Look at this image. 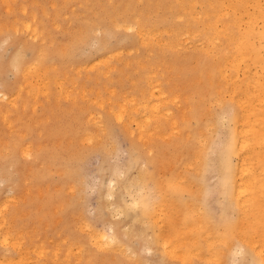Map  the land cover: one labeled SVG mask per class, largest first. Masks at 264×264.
Instances as JSON below:
<instances>
[{
    "label": "bare ground",
    "instance_id": "6f19581e",
    "mask_svg": "<svg viewBox=\"0 0 264 264\" xmlns=\"http://www.w3.org/2000/svg\"><path fill=\"white\" fill-rule=\"evenodd\" d=\"M260 2L0 0V40L19 36L22 44L31 45L24 71L7 87L0 77V120L11 130L8 140L0 138V167L18 153L32 157L39 169L31 186L39 192L49 177L48 163L62 166L64 176L73 168L74 156L59 157L48 149L47 138L72 133L91 146H103L104 137L112 134L109 129L118 128L130 139L129 151L151 165L138 164V183L147 181L160 190L138 212L147 223L157 264L264 259V22L258 8L252 10L250 23L246 11L231 7ZM121 25L137 30L122 31L112 40L97 38L93 31H115ZM69 34L78 38L66 41ZM92 34L102 46L76 54L85 50L81 46ZM215 107L223 114L217 115ZM76 117L86 126L71 131ZM218 125L229 127V138L217 147L216 158L222 166L218 176L223 194L235 215L224 219L221 214L223 220L215 221L202 204L208 188L202 177ZM60 196L61 188L55 197ZM41 198L23 203L16 217L9 210L8 217L2 216L5 202H10L3 198L0 264H134L142 259L121 232L117 244L106 245L104 235L90 231L84 222L88 239L70 228L65 241L54 239L46 249L43 235L33 226L49 207ZM68 206H73L71 199ZM226 231L235 233L245 255L233 258L234 244L222 239Z\"/></svg>",
    "mask_w": 264,
    "mask_h": 264
},
{
    "label": "rangeland",
    "instance_id": "374dc122",
    "mask_svg": "<svg viewBox=\"0 0 264 264\" xmlns=\"http://www.w3.org/2000/svg\"><path fill=\"white\" fill-rule=\"evenodd\" d=\"M105 37L109 40L113 39L109 36ZM94 40L95 35L92 34L87 45L83 44L81 46V49L85 48L86 51L79 50L76 54L83 55L94 50L96 48L92 46V42ZM3 42L4 41L0 40V44H2ZM3 88L4 86L0 85V90H2ZM64 103L65 101H62L59 106H62ZM82 105L85 106V104ZM220 109L221 108L215 107V113L217 115H220L221 113L223 114L222 110L220 111ZM29 111L30 110H28L27 113ZM228 113H230V111H228ZM82 117H76L77 119L79 118V121L76 118L71 121V125L69 127L70 129H72L71 131H75L76 129L81 130V128H84L86 126V124L82 121ZM28 120V122L32 120L30 116L28 117ZM111 129L112 130L109 129V131L112 134L104 137L105 144L103 146L97 144L91 146V143L89 144V142H86L81 137L73 135L72 133L68 134V136H60V134H58L47 138L45 143L48 145V149L56 151L59 157H66L70 154L74 156L72 162L73 168L69 176H64L62 166L60 169V166L58 164L54 162L52 164L48 163V168L45 173L48 174L49 177L46 179H48L49 181L45 180L42 182L41 187L43 190L39 192H36V189H33L31 186L33 175L35 172L34 170L39 169V166L31 163L32 157H25L18 153L14 157L13 162L10 163L8 161L7 163H5L4 166H2L3 168L0 167V204L4 205L3 198H5V200L7 198V200H10V202H5V205L3 206V208L5 207V211L3 210L2 216L5 214V216L8 217L10 215V212L12 211V216L16 217V214H18V212L20 211V207H22L23 203L34 201L36 197H42L41 199H45L46 201H48L49 207L47 208L46 214L44 215L45 218H43L42 220L40 218L37 223H33V226H37L39 230L38 234L43 235L42 239L45 242L46 249H50L52 240L56 239L60 242L61 239H64L66 236H68L67 232L70 228L74 230V232L80 237L85 236L86 238L84 237V239H88L90 233L82 225L83 222L84 224H87V226L89 227L87 228L90 229V231H97L104 236L108 234L106 228L112 227L113 224H115L117 227L114 230L121 232L120 235L122 239H124V241L128 239L130 245H133L134 249L138 250L142 260L144 261V264H157L152 256V251L150 254L148 251V249H150V238L146 231L147 223H145L141 219V216L138 214L140 208L134 210L130 215L125 216L119 220H114V214L112 211H110V209H112L114 205L116 207H126L125 196H127L128 193H124V195H121V188L117 187L113 192V199L108 200V189L106 186L102 190L98 187L95 193L89 192V186L92 185L95 180L99 179L103 184L105 177L109 179L111 178L106 171L109 168L113 171L117 167H120L121 169H128L131 176V181H129V184H132L133 182L137 185H141L140 182L138 183L139 172H141L140 168H151V165L149 164H147L146 166V160L144 156L139 162V155L137 156L136 153L134 154L132 151H129V149H131L130 139L125 135L124 131L118 128L115 129L113 127H111ZM216 129L218 132H213L214 135L216 134V137L213 135L214 138L212 139L213 141L210 145V151L208 155V159L210 160L208 163L209 165L207 164L208 167H206L208 168L206 169L208 171H205L203 174L205 177H202V179L205 178L204 184L208 183L204 185V187L208 185V188L206 187L204 190L206 191L205 195L207 196L204 198V203L202 204L208 209L207 210L205 208L206 211L209 212L208 214L212 216V219L218 221L220 219L223 220V218H232L233 215H235V212L230 203H228V198L223 194V189L219 177L222 173V166L218 161V150L219 148L221 149V147H223V145L229 138V127L224 125L222 128V125H218ZM0 132L1 140H8L9 136H11V130L3 120H0ZM117 145H119L120 149L118 156ZM216 150L218 152H216ZM213 157L214 160L216 159L218 162H215L216 160L214 161L213 159H211ZM139 163L140 168L138 166ZM134 164H136L137 166H135ZM71 183L75 185L74 189H70L69 185ZM149 186L150 188L152 187V196L150 202H153L155 201L154 199L158 198L160 190L153 183H150ZM59 188H61V196L59 198H56L55 196ZM16 190H18L17 195L15 192ZM152 190H155L156 192H153ZM101 191L103 192V195H101ZM10 192L11 194H9ZM13 195L14 197H12ZM135 195L139 196V192L135 193ZM15 196L17 197L16 200H14ZM69 199H71L72 201V207L68 206ZM11 201L13 202L11 203ZM59 201L61 202V205L58 204ZM129 202L134 203V201H132L130 197ZM226 203H228L229 205ZM6 204L9 207H7ZM230 209L233 211V213L232 211L230 212ZM8 210L10 211L9 213L7 212ZM221 214H224L223 218H220L222 217ZM228 215L231 216L229 217ZM61 219L65 220V222H61ZM140 220L142 223L140 222ZM133 221L134 223L132 225ZM134 226H137L138 228ZM132 227L134 228L132 229ZM6 229L7 227L5 226L3 230L5 231ZM133 230L134 232H132ZM123 232L129 233L126 236ZM137 237H139V239H137ZM235 257L238 256H233V258ZM249 261H251V259ZM231 263L232 261L230 262V264Z\"/></svg>",
    "mask_w": 264,
    "mask_h": 264
},
{
    "label": "snow or ice",
    "instance_id": "6c2138e0",
    "mask_svg": "<svg viewBox=\"0 0 264 264\" xmlns=\"http://www.w3.org/2000/svg\"><path fill=\"white\" fill-rule=\"evenodd\" d=\"M232 8L239 11H246L247 15L249 16V22L251 23V18L255 16V13L252 11L253 9H259V17L262 22H264V0H261L260 4H236L232 5ZM104 25H101V28H103ZM135 26H123L121 25L118 27L115 31H97L96 29H93L95 32V35L97 38H100L102 35L110 36L115 39H119L121 36L122 31H126L127 33H134L136 32ZM78 37L73 36L72 34H69L65 37L66 41H72L74 39H77ZM22 38L17 36L15 40L12 39L11 36L8 37V39L4 40L2 44H0V77H3V85L5 87L8 86L9 82L14 78L17 77L19 74H21L24 69L29 64V57L27 55L28 49L31 47V45H24L20 42ZM93 47L102 46L100 44L99 40L92 42ZM51 55H55V51H52L50 53ZM91 143V141H89ZM119 145H117V156L119 155ZM27 155V153H26ZM30 158V157H29ZM108 174L110 175V179L105 177L104 183H101V180L97 179L94 181L92 185L89 186V192L95 193L98 189V187L102 190L105 186L108 189V195L107 199L112 200L113 199V192L117 187L121 188V195H124V193H128L127 196H125V205L126 207H116L113 206L110 211L114 214V220H119L125 216L130 215L134 210L140 208V207H147L150 203L152 192L149 186V182H145L143 185H137L136 183L129 184V181L131 179V176L129 174L128 169H121L120 167H117L114 171L112 169L106 170ZM139 192V196L135 195V193ZM101 195H103V192L101 191ZM129 197L133 202H129ZM117 226L113 224L112 227L106 228L107 235L103 237V239L107 244H117L119 241L117 239L118 233L114 229ZM261 228L264 229V216L261 217ZM139 239V237H137ZM222 239L226 242V245L228 242H231L234 244L233 249V256H243L245 255V249L241 246L239 239L235 235L234 232L229 233L225 232L222 236ZM129 254H131L132 249H128ZM149 254L151 253V249H148ZM261 256H264V251L261 252ZM134 264H144V261L138 260L135 261ZM232 264H264V259L260 260L259 262L255 259H252L251 261L248 260H242L237 261L233 259Z\"/></svg>",
    "mask_w": 264,
    "mask_h": 264
}]
</instances>
